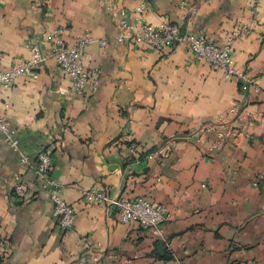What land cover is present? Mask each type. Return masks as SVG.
I'll use <instances>...</instances> for the list:
<instances>
[{
    "label": "crops",
    "instance_id": "crops-1",
    "mask_svg": "<svg viewBox=\"0 0 264 264\" xmlns=\"http://www.w3.org/2000/svg\"><path fill=\"white\" fill-rule=\"evenodd\" d=\"M138 3L0 0V68L29 59L33 44L47 57L38 79L0 87V110L29 160L0 139V264H75L94 252L97 264H264V0H149L146 13L152 24L216 44L247 25L231 54L248 84L183 45L116 41L121 11L135 22ZM60 27L68 43L87 31L109 40L82 57L86 69H101L98 91L75 93L56 64L52 32ZM233 128L247 136L221 139ZM42 151L78 212L70 230L59 229L36 173ZM18 179L30 201L15 196ZM95 187L166 207L164 236L88 202L84 193Z\"/></svg>",
    "mask_w": 264,
    "mask_h": 264
},
{
    "label": "built area",
    "instance_id": "built-area-1",
    "mask_svg": "<svg viewBox=\"0 0 264 264\" xmlns=\"http://www.w3.org/2000/svg\"><path fill=\"white\" fill-rule=\"evenodd\" d=\"M149 6V0H139L138 5L134 9L135 22H130L125 16V11H121L123 17L117 21L119 33L115 37L116 41L141 44L154 50L172 49L183 45L189 48L196 60L211 64L221 70L226 78L236 77L247 84L251 82L247 78L246 73L237 68L231 54L235 38L240 34L244 35L250 32L247 25H242L228 35L223 42L216 44L208 41L204 34L188 32L185 35H181L179 26L170 22H161L157 25L148 22L146 13L150 8ZM63 33V27L52 32L54 41L52 56L56 64L71 80L72 90L75 93H80L85 88H88L93 93L98 91L101 69L99 67L90 70L86 69L82 57L84 49L90 44L98 42L102 47H106L109 44V40L98 39L90 31H87L77 37L73 43H68ZM30 52L31 56L29 59L7 68H0V87L12 86L25 78L38 79L39 70L47 57L38 44H33ZM235 114H237V110L232 108L229 116ZM235 135L247 136V133L244 130L236 131L234 128L220 133L221 139L232 138ZM0 139L10 147L17 150L20 149L17 131L12 127L11 122L1 110ZM131 151L136 153L135 146L131 147ZM19 154L21 163L28 164V157L21 151ZM52 169L53 161L51 155L46 151L40 152L37 157L36 173L53 202V213L59 229L67 231L74 227L78 212L63 198L62 185L50 176ZM258 178L261 179L263 176L260 175ZM14 194L23 202L31 200L21 179L15 181ZM84 198L88 202L106 204L110 214L117 212L124 223H139L144 228L154 229L160 237H163L165 233L164 224L171 218V214L166 207L143 197L137 199L112 197L102 189L95 187L87 190L84 193ZM99 260V254L94 252L91 255H81L75 264H97Z\"/></svg>",
    "mask_w": 264,
    "mask_h": 264
}]
</instances>
